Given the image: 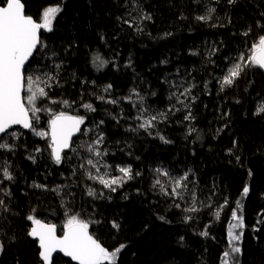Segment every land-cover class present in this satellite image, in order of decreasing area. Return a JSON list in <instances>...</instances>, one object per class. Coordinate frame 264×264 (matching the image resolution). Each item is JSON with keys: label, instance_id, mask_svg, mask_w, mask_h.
Here are the masks:
<instances>
[{"label": "trees", "instance_id": "trees-1", "mask_svg": "<svg viewBox=\"0 0 264 264\" xmlns=\"http://www.w3.org/2000/svg\"><path fill=\"white\" fill-rule=\"evenodd\" d=\"M22 2L27 15L37 22H41L46 7L62 8L53 21V30L42 29L45 47L36 52L26 73L39 76L51 72L58 76V86L53 83L46 89L50 99L42 98L37 103L51 112H39L36 126H48L52 113L60 111L86 115V124L93 128L103 120L88 136L81 135L75 145L91 142L97 132L103 133L101 147L108 150L103 160L113 166L131 165L133 173L141 175L110 192L86 179L83 169L78 168L82 161L73 153H68L71 161L56 165L49 157V139L15 128L22 133L15 153H0L7 156L15 175L10 185V207L15 215L8 214V220L0 222V241L4 244L0 264H42L37 241L26 235L31 224L25 217L33 207L37 208V218L57 225L59 235L66 210L79 213L82 219L99 221L91 224L90 232L103 246L111 251L126 245L116 264H222V254L229 250L228 232L237 223L232 219L236 211L244 226L234 229L242 233L236 242L241 251L233 254L231 264H264V113L255 114L257 105L264 101V74L258 68L246 69L234 86L222 92L217 82L228 62L241 52L247 55L256 36L264 34L256 27L257 21L264 24V0H235L232 4L228 0ZM208 8L216 9L211 18L197 20ZM141 13L150 14L151 20L139 21ZM117 17L140 23L143 32L134 31ZM249 26L252 34L245 37L242 33ZM214 49L215 54L210 55ZM95 54L109 63L98 68L92 62ZM164 60L166 64L161 63ZM177 69L179 76L194 78L198 85L193 90L197 99L191 104L195 119L184 121L186 112L180 111L158 124L152 135L143 129L130 131L139 123L132 119L137 110L122 98L131 95L140 103L132 93L135 89L144 97L149 112L165 111L174 102L168 99L174 89L164 81L178 79ZM108 84L112 87L105 93ZM99 95L120 99V103H104L97 99ZM62 99L77 103L64 106L59 103ZM81 99L92 103L96 111L80 108ZM189 127L195 129L190 135ZM157 131L171 143H163L155 135ZM37 147L42 151L35 152ZM79 152L81 157L88 155L84 149ZM29 155L35 157V163ZM73 167H77L76 175H72ZM157 167L170 170L174 176L192 170L197 212L185 213L172 207L159 194V188H152ZM112 175L119 173L112 171ZM33 182L49 189L63 187L57 194L35 188ZM245 186L249 188L246 196ZM88 187L97 193L103 191L104 197H89ZM189 188H193L192 183ZM181 204L182 208L189 206ZM186 215L193 219L185 223ZM160 216L165 219L160 220ZM113 220L120 225L119 230L111 227ZM203 232L207 235H201ZM54 264L75 263L58 255Z\"/></svg>", "mask_w": 264, "mask_h": 264}, {"label": "snow or ice", "instance_id": "snow-or-ice-1", "mask_svg": "<svg viewBox=\"0 0 264 264\" xmlns=\"http://www.w3.org/2000/svg\"><path fill=\"white\" fill-rule=\"evenodd\" d=\"M228 2L232 4L235 0H228ZM135 3L136 0H133V4ZM61 11L60 5L48 6L42 12L41 22H37L31 15L25 14V5L22 0H0V153H15L17 148L15 142L20 139L22 133L14 130V126H20L23 129L31 130L36 136L50 140L49 157L54 164L60 165L65 160L71 161L73 157L68 155L71 152L82 161L78 164V168L83 169L86 179L99 183L110 192H115L118 187H122L128 181L140 176L141 173L138 171L133 173L131 165L121 166L116 164L113 166L103 160V157L108 155V150L101 147L104 144L103 133L97 132L91 142L85 141L78 146L73 141V137L77 133L88 136L89 133L104 123L103 120L99 121V124H96L93 128L86 124L88 119L86 115H70L65 111H60L52 113L48 122L50 131H43L36 127L39 122L37 114L41 111L51 112V109H43L37 106V102L42 98H49L46 89H51L53 83L58 86V76L53 75L51 72H44L39 76L26 74V63L34 56V53L40 51L41 47H45L41 40V30L51 32L53 21ZM215 11V8H208L205 15H198L196 19L208 21L211 18V13ZM128 15L131 16V12ZM117 19L118 21L122 20L124 24H127L129 28H133L136 32H143L140 23L134 22L133 19H122L121 17H117ZM138 19L141 22L151 20V15L141 13ZM256 27L264 30V24H261L260 21L256 22ZM250 34H252L251 26L242 33L245 37ZM215 51L214 49L210 55L215 54ZM247 52V55L241 52L238 57L228 62V66L223 70V75L217 79L221 92L234 86L236 80L241 77L246 69L258 68L264 70V34L256 36ZM225 60L228 61V58L226 57ZM92 62L98 68L109 63L99 54L93 56ZM161 63L166 64L167 60L161 61ZM54 67L59 69L60 65L56 64ZM177 76L179 78L176 80L166 79L164 81L168 83L170 89H174L168 97L170 101L174 102L165 111L149 112V109L144 107V97L140 96L135 89L132 90V93L138 97L140 103L134 102L131 95L122 98L131 102L133 108L137 110V115L132 119L139 121V123L135 128H130V131L135 132L138 129H143L149 135H152V130L156 129L158 124L166 122L170 115H175L176 112L180 111L186 112L183 116L184 121L195 119L192 115L191 104L197 99V96L193 95V90L198 85L194 82V78L188 79L179 76V69H177ZM111 87L112 85L108 84L103 91L108 93ZM204 87L207 89V83ZM152 95H155V93H152ZM97 99L107 104L116 105L120 103V99H112L104 95L97 96ZM51 102L57 103L55 100ZM59 103L70 107L76 104L77 101L62 99ZM177 105L180 107H177ZM79 107L86 112L96 111L92 103L84 102L82 99ZM261 113H264V101L257 105L255 111V114ZM194 131V128L189 127V135ZM155 135L163 143H171L158 131ZM79 149H84L88 155L81 157ZM34 151L39 153L42 150L37 147ZM229 152H231V149H229ZM28 159L35 163L33 155H29ZM237 160H239V157H237ZM102 168L104 173L100 174ZM93 169L95 174L92 171ZM112 171L118 172L119 175H112ZM76 172L77 167H73L72 175H76ZM154 174L155 179L152 182V188H159V194L170 201L172 207L182 209L185 213L199 210L195 206L197 195L194 190L195 184L190 180L191 169H188L182 175L174 176L170 170L157 167L154 169ZM161 177H165L167 180L162 181ZM14 181L15 175L7 156H0V222L7 221L8 214L15 215L10 207L12 198L10 185ZM190 183L193 184L192 189L189 188ZM32 186L53 191L57 194L63 187L57 185L55 188L49 189L47 185L36 182H33ZM248 192L249 188L245 186L243 194L246 196ZM87 195L94 199L103 198L104 192L97 193L96 189L88 187ZM108 199H111V197L109 196ZM181 202L189 204V206L182 208ZM237 203L239 204V202ZM61 207H64V205L62 204ZM36 212L37 208L33 207L25 217L31 224L26 235L37 241L38 257L42 264H54V254L56 253H62L64 257L70 258L75 264H116L120 252L126 247L125 244H120L110 251L89 231L91 224L99 223V221L82 219L79 213L69 214L70 209L65 211L66 219L60 228V235L57 234L56 224L46 223L37 218ZM216 215L219 217V211ZM159 219L164 220L165 217L160 216ZM192 219V216L186 215L184 222L187 223ZM232 219L237 223L232 224L228 232L229 250L222 254V264H231L233 254L241 251L236 242L241 239L242 233H236L234 229L242 228L244 226L243 220L237 216L236 211L232 212ZM111 227L119 230L120 225L113 220L111 221ZM0 232H3V227H0ZM201 235H207V232H203ZM11 239L14 240L15 237ZM3 249L4 244L0 241V251H3Z\"/></svg>", "mask_w": 264, "mask_h": 264}, {"label": "water", "instance_id": "water-1", "mask_svg": "<svg viewBox=\"0 0 264 264\" xmlns=\"http://www.w3.org/2000/svg\"><path fill=\"white\" fill-rule=\"evenodd\" d=\"M25 14L27 15V13H26V9H25ZM41 32H42V30H41ZM40 35H41V33H40ZM35 54H36V53H34V56H35ZM34 56H33V57H34ZM33 57L30 58L29 62L26 63V69L28 68V66H29L31 60L33 59ZM261 71H262V73L264 74V70H261ZM70 115H71V114H70ZM14 128H20V129H22V130H24V131H26V132H29V131H30V130H28V129H23V128H21L20 126H14ZM82 128H83V126H82ZM49 131H50V130H49ZM80 135H81V133H77L76 135H74V137H73V141H75L77 138H79ZM57 234H58V232H57ZM58 235H59V234H58ZM58 255H61L63 258H65V259H67V260H70V258L64 257L62 253H56V254H54V259H55V257L58 256ZM70 261H71V260H70ZM71 262H73V261H71ZM73 263H75V262H73Z\"/></svg>", "mask_w": 264, "mask_h": 264}, {"label": "rangeland", "instance_id": "rangeland-1", "mask_svg": "<svg viewBox=\"0 0 264 264\" xmlns=\"http://www.w3.org/2000/svg\"><path fill=\"white\" fill-rule=\"evenodd\" d=\"M41 86H42V85H41ZM25 95H26V94H25ZM38 102H39V101H38ZM38 102H37V103H38ZM36 127H37L38 129H40V130H43V131H45V129H47V131H48V129H49L48 126L45 127L44 124H39V125H37ZM31 134H33L32 131H31ZM33 135H34V134H33ZM15 143H16V142H15ZM89 231H90V229H89Z\"/></svg>", "mask_w": 264, "mask_h": 264}, {"label": "flooded vegetation", "instance_id": "flooded-vegetation-1", "mask_svg": "<svg viewBox=\"0 0 264 264\" xmlns=\"http://www.w3.org/2000/svg\"><path fill=\"white\" fill-rule=\"evenodd\" d=\"M33 58H34V57H33ZM31 61H32V60H31ZM30 63H31V62H30ZM29 65H30V64H29ZM28 68H29V66H28ZM28 68H27V69H28ZM14 129H15V128H14ZM21 130H22V129H21ZM22 131H24V130H22ZM30 131H31V130H30ZM48 131H49V129H48ZM24 132H26V131H24ZM81 135H82V134H81ZM81 135H80V136H81ZM80 136H79V137H80ZM77 139H78V138H77ZM77 139H76V140H77ZM76 140H75V141H76ZM75 141H74V142H75ZM60 256H61V255H60Z\"/></svg>", "mask_w": 264, "mask_h": 264}]
</instances>
